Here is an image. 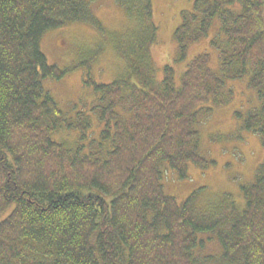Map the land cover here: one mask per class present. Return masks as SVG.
<instances>
[{
    "label": "trees",
    "instance_id": "16d2710c",
    "mask_svg": "<svg viewBox=\"0 0 264 264\" xmlns=\"http://www.w3.org/2000/svg\"><path fill=\"white\" fill-rule=\"evenodd\" d=\"M91 1L0 0V264H264V158L241 211L204 213L196 193L179 204L161 183L163 164L181 179L189 162L207 166L194 126L224 102L226 79L247 77L256 90L259 105L236 116L264 147V0H194L183 13L177 60L217 20L220 75L200 54L180 84L171 66L156 83L130 53L133 71L123 78L88 75L101 124L88 139L89 116L65 118L43 92L42 78L72 68L49 64L40 45L67 24H97ZM115 1L142 24V43L130 51L145 49L155 29L150 0ZM61 128L79 130L75 146L52 139ZM205 234L216 238L217 257L197 256Z\"/></svg>",
    "mask_w": 264,
    "mask_h": 264
},
{
    "label": "rangeland",
    "instance_id": "374dc122",
    "mask_svg": "<svg viewBox=\"0 0 264 264\" xmlns=\"http://www.w3.org/2000/svg\"><path fill=\"white\" fill-rule=\"evenodd\" d=\"M150 2V21L155 29L154 38L145 46L146 50L143 48L139 52H131L133 45L139 46L142 43L143 36L139 29L142 24L139 25L115 0L90 2L97 24L73 22L48 31L42 37L41 51L48 63L60 68H72L61 79L42 78L43 92L53 98L65 118L76 119L80 114L89 116L86 131L88 139L98 135L101 124L95 108L98 96L85 81L89 75L95 82L110 83L132 72L124 54L127 57L132 54L131 58L139 54L136 57L139 64L151 71L150 78L156 83L161 82L164 67L171 66L175 82L180 84L188 63L200 54H207V66L220 75L219 53L211 45V40L219 30L217 20L209 27L206 35L188 46L185 58L177 60L179 52L174 32L182 22L183 13L192 10L194 0ZM191 25L195 26L196 23ZM132 79L138 82L139 77ZM221 97L224 102L210 105L212 110L208 114L200 113L194 126L198 132V152L207 160V166L201 167L189 162L186 167L187 177L182 179L167 164L162 166L164 193L173 196L181 204L194 192V205L202 208L204 213L222 214L232 209H244V191L255 182L256 170L264 158L260 136L243 130L241 120L236 116L237 112L244 115L259 105L257 92L248 84V78L226 79ZM79 134L77 129L61 128L51 137L73 147ZM87 142L84 141L87 144L85 152L93 149ZM204 237L210 235L205 234ZM205 253L216 257L220 255L216 238L205 240L197 256L203 257ZM213 261L206 264H214Z\"/></svg>",
    "mask_w": 264,
    "mask_h": 264
}]
</instances>
